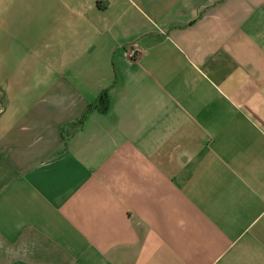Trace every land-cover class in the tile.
I'll use <instances>...</instances> for the list:
<instances>
[{
    "label": "crops",
    "instance_id": "1",
    "mask_svg": "<svg viewBox=\"0 0 264 264\" xmlns=\"http://www.w3.org/2000/svg\"><path fill=\"white\" fill-rule=\"evenodd\" d=\"M0 264H264V0H0Z\"/></svg>",
    "mask_w": 264,
    "mask_h": 264
},
{
    "label": "trees",
    "instance_id": "2",
    "mask_svg": "<svg viewBox=\"0 0 264 264\" xmlns=\"http://www.w3.org/2000/svg\"><path fill=\"white\" fill-rule=\"evenodd\" d=\"M108 107V93L107 91L103 92L97 102L93 105H91L90 109H89V113L94 111V110H102V111H105ZM86 119V116L83 118V121Z\"/></svg>",
    "mask_w": 264,
    "mask_h": 264
},
{
    "label": "built area",
    "instance_id": "3",
    "mask_svg": "<svg viewBox=\"0 0 264 264\" xmlns=\"http://www.w3.org/2000/svg\"><path fill=\"white\" fill-rule=\"evenodd\" d=\"M134 55H135V53H134V52H131V56H133V57H134Z\"/></svg>",
    "mask_w": 264,
    "mask_h": 264
}]
</instances>
